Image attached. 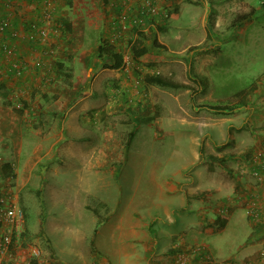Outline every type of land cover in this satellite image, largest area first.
<instances>
[{"label": "rangeland", "instance_id": "374dc122", "mask_svg": "<svg viewBox=\"0 0 264 264\" xmlns=\"http://www.w3.org/2000/svg\"><path fill=\"white\" fill-rule=\"evenodd\" d=\"M83 1L97 5L96 0ZM76 3L77 0H71L69 6ZM174 3V7L171 3L168 8H160L166 13L161 14L163 19H168L171 13L178 16L170 18L162 30L156 25L143 29L132 19L118 18L120 22L108 27L106 34L102 24H94L83 39L81 36L64 38L59 49L48 46L52 55H62V70L70 73L68 79L63 77L61 81L66 88L60 87L59 94L50 101V96L47 97L48 102L39 107L40 114L30 115L33 129L41 133L37 138L28 139L31 143L27 147L23 124L22 129L18 126V130L7 137L11 152L1 149L3 140L0 139V164L10 163L15 173L14 178L0 175V193L16 200L26 214L14 236V255L29 258L34 248L38 254L32 256L40 264H90L89 251L98 245L95 240L91 243L94 218L84 221L75 212L92 206L102 210L105 204L107 212L114 209L124 215V226L132 225L134 207L144 211L149 206L153 208L149 202L155 192L150 181L152 175L157 179L172 177L174 170L193 163L181 171L182 176L188 169H198L209 162L210 158L205 157L197 162L193 155L199 151L198 125L193 123L187 130L180 121L183 111L179 103L186 104L185 95L179 94L182 91L142 81L145 73L157 71L172 78L174 74L173 79L186 81L193 89L195 86L192 80L195 76L190 74L196 63L193 57L186 56L188 49L177 53L162 47L154 53L157 48L153 47L152 40L156 30L173 50L183 45L184 40L194 43L196 37L205 33L208 36L205 44H210V34L218 41L215 49L207 50L214 52L212 62L198 75L203 88L192 92V102L186 105L191 112L207 110L197 106L200 99L216 104L231 103L234 91L253 90L264 81V0H212L208 1L205 12L203 6L184 1L180 7ZM212 3L218 6L221 18L216 25L211 18ZM242 14L248 15L237 19ZM99 16L94 11L91 14L94 20ZM137 31L147 35L149 39L145 42L151 51L149 58L139 63L132 61L128 48ZM115 34L120 37L114 38ZM101 39H112L126 66L102 67L101 60L95 56L96 44ZM19 106L21 108V104ZM19 130L23 133L20 154L16 149ZM189 131L192 135L186 133ZM55 139L58 140L52 150L40 159H50L47 167L36 168L40 160L35 165L32 160L33 167L28 168L24 161L26 157H35L32 152L35 140L42 143L41 152H45ZM228 145L229 154H236L238 149L231 141ZM205 150L202 148L203 152ZM216 151L215 155L209 153L211 159H221L227 154ZM91 152L92 160L88 164ZM214 166L218 168V160ZM258 215L252 217L258 218ZM244 231V228L229 229L224 238L218 237L214 243L226 240L238 243ZM202 241L204 244L196 250L205 249V243L210 244L206 238ZM201 254L205 264H211V255L205 251ZM182 256L183 263L180 262ZM186 260L187 253L182 250L173 254L175 264H184Z\"/></svg>", "mask_w": 264, "mask_h": 264}, {"label": "crops", "instance_id": "0c3cea01", "mask_svg": "<svg viewBox=\"0 0 264 264\" xmlns=\"http://www.w3.org/2000/svg\"><path fill=\"white\" fill-rule=\"evenodd\" d=\"M151 1L152 10L150 8L151 11H145L141 7V0H96V6L83 0H77L72 6H69L71 0H0L1 149L11 152L7 137L13 134V130H18V126L22 129V124L26 130V147L33 138H37L41 132L33 129V118L30 115L40 114L39 107L59 94L60 87L66 88L61 83L63 76L57 65L62 55H52L48 51L49 45L59 49L63 46L60 41L64 38L81 36L83 39L95 27L94 24H102L106 34L108 27L120 22L118 18L132 19L143 29H149L153 23L144 21V15L147 14L148 18H155L157 27L162 30L170 18L176 19L178 16L171 13L168 19H163L162 15L166 13L161 12L160 8H168L171 3L174 7V2L181 7L184 2ZM208 1L212 0H199L196 5L203 6L205 12ZM213 3L211 18L216 25L221 18L217 12L218 6ZM93 11L100 14L98 20L91 18ZM3 22L6 25L2 27ZM150 30L154 32L153 28ZM210 35V44H205L208 37L205 33L196 37L194 43H188L190 39H186L183 45L173 50L160 38L157 30L153 33L154 38L168 51L183 53L188 49L186 56L189 59L193 57L196 65L191 68L196 75L204 72L206 65L215 56L214 52L207 51L215 49L218 42L215 36ZM133 38L134 35L131 40ZM145 44L148 46L147 42ZM192 44L194 46L189 47ZM155 51L159 49L154 48ZM14 62L18 63L17 68L13 67ZM196 81L193 93L203 88ZM179 90L182 91L179 94H184L186 98V104L179 103L183 111L179 117L184 123L183 127L189 130L193 123L198 125L199 151L193 155L197 162L202 161L203 157L210 158L209 162L198 169H188L186 175L182 176L181 171L187 170L186 166L193 163L181 166V170H174L172 177L157 179L152 175L150 181L155 192L149 202L153 208L149 206L144 211L134 207L132 225L124 226V215L114 209L107 212L105 204L102 210L96 206L87 209L86 205L82 210L77 208L76 215L84 221L94 218L91 243H95V240L98 245L89 251L92 258L90 264H175L173 254L181 250L187 253L184 264L207 263L202 259V251L211 255V264H264V167L260 161L254 160L257 153L264 156V81L256 89L234 91L231 103H242L244 107L222 114L209 109H194L191 112L186 105L192 102V90ZM47 97L48 101L45 100ZM205 99L198 100L196 104L207 102ZM5 102H9L11 107ZM20 104L21 108H18ZM12 106L20 112L14 111ZM186 133L192 135L190 131ZM22 134L19 130L16 148L19 154L23 146ZM57 140L51 141L45 152H41L42 143L35 140L32 148L35 157H26L24 161L28 168L30 166L31 169L33 163L35 165L48 154ZM229 141L238 149L234 157H225L223 165L218 157L211 159L216 149L229 154ZM202 148L206 150L203 152ZM92 154H88V164L91 163ZM215 160H218L217 169L214 166ZM253 207L258 211V218L250 215ZM232 228L245 230L238 243L231 240L214 243L216 238H224L226 231ZM204 238L210 244L205 243V249L196 250L204 244Z\"/></svg>", "mask_w": 264, "mask_h": 264}, {"label": "trees", "instance_id": "16d2710c", "mask_svg": "<svg viewBox=\"0 0 264 264\" xmlns=\"http://www.w3.org/2000/svg\"><path fill=\"white\" fill-rule=\"evenodd\" d=\"M184 1H186L187 3H191V4L199 3V0H184ZM247 15L248 14L239 15L237 19L245 18ZM144 16H145L144 21L150 24L153 23L152 25L153 26L156 25L157 27V24H154L155 18H148V14ZM147 39L148 37L145 33L137 31L135 37L131 41H129L130 43L128 45L129 46L128 48H129L130 58L132 59V61L136 63L145 62L149 58L150 50H149V47L145 44V41ZM152 45L153 47H156L158 49L163 47L157 42L155 38L152 40ZM95 56L98 60H101V65L104 68L106 67L108 69H119L122 66V62H123L122 55L119 51L116 50L115 44H113L111 40H108V39L99 40V42H97L96 44ZM57 65L59 67L60 74L64 78L68 79L70 77V73L62 70L63 63L58 62ZM190 75L195 76L194 78L191 77L193 81H196L199 78L198 75H196L193 72ZM142 81L148 85H157L161 87H169V88H174V89L190 88L193 92V88L189 83L177 81L173 79L171 76H167L159 72L145 73L142 76ZM79 96L80 94L76 96V99H78ZM241 101L243 102V100ZM5 103L11 107V104L9 102H5ZM197 106H201L206 109L214 110V111L221 112V113H230L240 107H244L242 103L237 104V103L226 102L223 104H216V103H212L208 101L201 102L197 104ZM12 109L16 111L17 113L20 112L18 109L14 108V106H12ZM225 157H234V154H225V156H222V158L220 159V164L223 165ZM49 162H50V159L40 160L36 163V166H37L36 168L43 167V166L47 167ZM0 175L3 178H14L15 173L13 171L12 165L8 162L2 163L0 166ZM25 216L26 214H24V217Z\"/></svg>", "mask_w": 264, "mask_h": 264}, {"label": "built area", "instance_id": "2783aa9c", "mask_svg": "<svg viewBox=\"0 0 264 264\" xmlns=\"http://www.w3.org/2000/svg\"><path fill=\"white\" fill-rule=\"evenodd\" d=\"M142 8L145 11L152 10L151 0H141ZM150 10V11H151ZM6 23L3 22L1 26H5ZM120 37L119 35L114 36V38ZM112 41V39H111ZM126 66V61L122 62V66ZM13 67L17 68L18 63L14 62ZM254 160L261 162L264 167V156H261L260 153H257L254 157ZM257 211L255 208L250 209V215L257 216ZM24 219L23 210L18 206L16 200L9 198L7 195L0 193V264H40L32 255H37L38 251L32 248L30 250V257L23 258L21 255H14V236L16 232L22 226ZM180 260V259H179ZM184 257L182 256L181 263L184 262Z\"/></svg>", "mask_w": 264, "mask_h": 264}]
</instances>
